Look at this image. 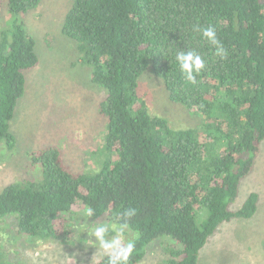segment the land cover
Returning a JSON list of instances; mask_svg holds the SVG:
<instances>
[{"label":"trees","instance_id":"trees-1","mask_svg":"<svg viewBox=\"0 0 264 264\" xmlns=\"http://www.w3.org/2000/svg\"><path fill=\"white\" fill-rule=\"evenodd\" d=\"M42 1L0 0L17 16L0 30V143L10 150L26 70L39 61L36 40L18 16ZM198 24L215 27L227 59L193 31ZM62 33L105 91L104 144L90 152L98 167L70 169L57 145L33 150L42 177L0 191V220L13 217L35 243L66 242L78 202L93 209V222L123 223V212L135 208L127 234L139 239L129 264H141L153 244L166 254L160 264H199L200 250L222 223L251 218L258 208L257 192L237 210L230 204L264 140V0H71ZM181 50L206 61L195 84L180 71ZM148 71L171 101L203 117L200 128H174L152 113L138 90ZM4 258L0 250V264ZM95 264H108L107 256Z\"/></svg>","mask_w":264,"mask_h":264},{"label":"rangeland","instance_id":"rangeland-1","mask_svg":"<svg viewBox=\"0 0 264 264\" xmlns=\"http://www.w3.org/2000/svg\"><path fill=\"white\" fill-rule=\"evenodd\" d=\"M70 5L71 0H43L37 9L18 16L36 40L39 61L26 70V91L11 121L16 147L10 150L0 143V191L19 179L41 178V167L33 161L32 151L48 145L59 146L65 164L74 171L98 167L90 152L104 144L106 120L99 112V102L105 91L92 82L91 66L80 63L75 41L62 33ZM16 17L0 5V30L11 27ZM138 90L152 113L166 117L172 127L200 128L203 123L202 116L171 101L163 81L149 71L139 80ZM251 192L259 194L256 213L222 223L200 250L199 264H264V140L251 171L241 178L230 208L239 209ZM85 210L82 203L75 205L66 242L50 239L35 243L34 238L19 232L13 217L2 218L0 250L4 263H97L105 254L79 227L86 220L93 222L84 216ZM162 249L151 245L141 264H160L166 258Z\"/></svg>","mask_w":264,"mask_h":264},{"label":"clouds","instance_id":"clouds-1","mask_svg":"<svg viewBox=\"0 0 264 264\" xmlns=\"http://www.w3.org/2000/svg\"><path fill=\"white\" fill-rule=\"evenodd\" d=\"M193 31L199 33L208 44L214 48L215 55L220 59H227L228 50L225 48L222 41L218 38L214 26L194 25ZM176 61L180 71L185 75V78L191 83L197 82V76L205 68V59L195 50H181L176 53ZM136 215L135 208L126 209L122 216L123 223L114 222H91L86 220L79 225L83 232H87V236L93 239V245L98 244L108 258V264H129L130 257L135 250V241L139 239L137 234L135 237H129L127 234V220ZM86 218L93 216V209L87 208L84 212ZM120 219V217H117ZM112 233V235H109Z\"/></svg>","mask_w":264,"mask_h":264}]
</instances>
